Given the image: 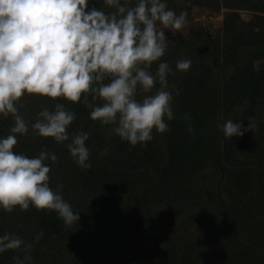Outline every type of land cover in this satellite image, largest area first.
<instances>
[{
	"label": "trees",
	"instance_id": "trees-1",
	"mask_svg": "<svg viewBox=\"0 0 264 264\" xmlns=\"http://www.w3.org/2000/svg\"><path fill=\"white\" fill-rule=\"evenodd\" d=\"M183 1L225 9V35L219 44L196 31L175 47L170 43L152 65L153 73L160 62L171 69L174 119L166 120L167 132L154 131L151 141L133 147L111 133V126L93 121L83 103L26 95L18 105L29 132L17 134L14 151L29 158L42 150L55 153L57 162H46L50 187L62 185L63 198L80 216L65 227L55 211L0 208V236L13 233L12 225L3 226L9 214L22 216L18 237L32 244L31 264H264V16L256 26L238 14H264V0ZM93 6L114 11L103 0H89ZM181 59L191 61L189 70H177ZM158 88L157 83L153 92ZM55 103L76 113L70 137L89 136L87 170L73 160L67 142L57 144L32 131L38 113ZM249 118L254 130L224 137L225 121L248 128ZM13 123L11 116L0 117V138ZM105 148L109 151L101 155ZM23 255V246L6 251L0 264H15L13 258Z\"/></svg>",
	"mask_w": 264,
	"mask_h": 264
},
{
	"label": "clouds",
	"instance_id": "clouds-1",
	"mask_svg": "<svg viewBox=\"0 0 264 264\" xmlns=\"http://www.w3.org/2000/svg\"><path fill=\"white\" fill-rule=\"evenodd\" d=\"M103 6L114 11L90 8L89 0H0V117L14 121L10 133L0 138V208L5 212L30 206L55 211L65 227L80 219L63 198V186L50 187L46 162L56 163L55 153L42 150L29 158L14 151L17 134L29 132L18 107L26 95L83 103L93 121L111 126V133L133 147L151 141L154 131L169 130L166 120L174 119L171 69L166 62H160L155 73L150 69L169 47L165 29L182 31L187 13L177 15L164 0H137L134 6L131 0H103ZM190 67V60L176 62L179 71ZM75 119L76 113L64 103H55L38 113L31 128L39 137L67 142L73 160L87 170L89 136L79 132L70 137ZM249 121L244 128L229 119L220 129L225 138L242 137L254 130ZM108 151L103 149L101 155ZM42 236L39 233L36 241ZM22 246L23 258L14 257L15 264H31L32 244L14 234L0 236V254Z\"/></svg>",
	"mask_w": 264,
	"mask_h": 264
},
{
	"label": "rangeland",
	"instance_id": "rangeland-1",
	"mask_svg": "<svg viewBox=\"0 0 264 264\" xmlns=\"http://www.w3.org/2000/svg\"><path fill=\"white\" fill-rule=\"evenodd\" d=\"M182 1L183 0H164V2H166L170 9L175 6V9L177 7L180 8V10L177 9V15H179L181 12L187 13V25L182 31L174 32L170 29H165V33L168 36L170 43H173L175 47L181 41L190 36V34L198 31L201 33H207L208 35L215 38V40L218 41L219 44H221V38L225 35V9H221L220 11L216 12L205 7H196L192 4H190L189 7L187 4L188 1H183L184 5L181 3ZM238 14L240 15L245 24H255L256 26H258L259 18L264 16V14L262 13H258L251 10H239ZM8 216L9 218L7 217V220H5L3 226L12 225V234H14L15 236H19L24 229L22 227V224L18 222L17 218L22 219V216L18 214H9ZM10 251L13 252L12 250Z\"/></svg>",
	"mask_w": 264,
	"mask_h": 264
}]
</instances>
